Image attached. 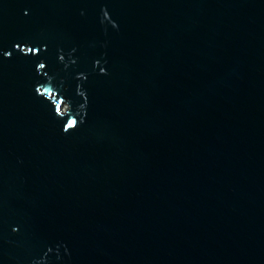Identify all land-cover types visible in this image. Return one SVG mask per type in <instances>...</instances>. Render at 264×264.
<instances>
[{
	"label": "water",
	"instance_id": "water-1",
	"mask_svg": "<svg viewBox=\"0 0 264 264\" xmlns=\"http://www.w3.org/2000/svg\"><path fill=\"white\" fill-rule=\"evenodd\" d=\"M0 264H264V0H0Z\"/></svg>",
	"mask_w": 264,
	"mask_h": 264
}]
</instances>
